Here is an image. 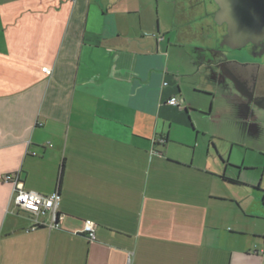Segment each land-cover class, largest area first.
Returning a JSON list of instances; mask_svg holds the SVG:
<instances>
[{
	"label": "crops",
	"instance_id": "0c3cea01",
	"mask_svg": "<svg viewBox=\"0 0 264 264\" xmlns=\"http://www.w3.org/2000/svg\"><path fill=\"white\" fill-rule=\"evenodd\" d=\"M172 2L209 27L211 0H0V177L58 191L62 216L31 229L0 182V264H264L261 181L230 170L228 123L261 134L248 86L223 92L202 63L223 34L189 40Z\"/></svg>",
	"mask_w": 264,
	"mask_h": 264
},
{
	"label": "rangeland",
	"instance_id": "374dc122",
	"mask_svg": "<svg viewBox=\"0 0 264 264\" xmlns=\"http://www.w3.org/2000/svg\"><path fill=\"white\" fill-rule=\"evenodd\" d=\"M211 5H212V12L214 14L217 7L213 3L212 0H211ZM180 6L181 5L172 2L171 14H172V19H173V25L177 24V22L174 20V18H176V17H174L175 13H177L179 15V17L178 16L177 17H178V19L180 18L182 23L185 22V18H186V30L188 31L187 37L189 40L193 39V41L195 43L204 45V44H208L210 34H213L214 31L219 30V31H221L222 34L225 33L224 26H220V27L217 26L213 21V17H212V21L209 18V20H210L209 21V27H207V24H208L207 20L204 21L203 25H201L202 23L200 22V20H196L197 18H199L200 16H202L204 14V7L202 6V4H199V3L195 4L193 2L191 5L189 3V5L184 6L185 8H181ZM222 36H221V38H222ZM221 38H220L218 44H216L215 41L212 44L211 43H209V44H211L215 47L219 46V44L221 43ZM195 48H197V47H195ZM228 54H229V56H231V59H233V60L239 59V60L246 62L247 59L249 60V58H250L247 51H245V56L238 55L237 51H229ZM226 116H228V115H224L225 118H227ZM261 119H263V121H264V115L261 116ZM205 121L206 120H204V122ZM204 125H206V124L204 123ZM228 126H229L230 130H228L227 133L230 136V138L232 139L230 141L237 144L236 146L234 145L232 148L231 160L239 162V163L242 160H245V163L247 164L246 166L241 167V171L237 169L238 167L236 169L230 168L231 172H233L236 177H237V173L241 172L242 174H244V176H246V178H250L249 181L252 183L257 181V179H258L257 183H260V181H261V185H262L261 186L262 188L260 187L259 188L260 190H258L256 188L257 184H255V185L250 184V186H248L246 184V186H247L246 188H248L251 192H253L252 197H257L259 203L255 204V202H253V198H250V199L245 201L244 206L254 207L256 205V206L260 207L262 205L261 200H262V197L264 194V122H261V125H260L261 126L260 136L257 138L249 137L248 139H243L242 136L239 135L238 124L231 123V121H230L228 123ZM215 143L219 147V149L222 153H224V151H228V149L226 150V148H228L227 143L220 141V140L215 141ZM200 148H202V146ZM260 149L262 150V153L260 152ZM210 152L215 153V149L213 148L212 144L210 145ZM260 157L262 158V162H261V164H259L257 166L258 169L256 171V169L253 165L256 162V160H259ZM240 189H242V188H237L235 190L238 193H241L243 195V193L240 191ZM262 206L264 208V200H263Z\"/></svg>",
	"mask_w": 264,
	"mask_h": 264
},
{
	"label": "flooded vegetation",
	"instance_id": "af4514ba",
	"mask_svg": "<svg viewBox=\"0 0 264 264\" xmlns=\"http://www.w3.org/2000/svg\"><path fill=\"white\" fill-rule=\"evenodd\" d=\"M229 51L231 50L219 44L215 49L209 50L203 55L202 63L209 70L210 77L219 83L220 88L226 89L223 92L236 96L235 93H232L233 90L241 89L243 84L248 86L245 107L249 112V119L253 122L252 124L256 122L261 124L264 122L261 119V116L264 115V109L261 108L264 105V41L258 46L249 44L238 50L248 52L250 58L246 62L231 59ZM208 70L206 71L208 72ZM256 80L261 84L262 89L252 98L251 90Z\"/></svg>",
	"mask_w": 264,
	"mask_h": 264
},
{
	"label": "water",
	"instance_id": "95a60500",
	"mask_svg": "<svg viewBox=\"0 0 264 264\" xmlns=\"http://www.w3.org/2000/svg\"><path fill=\"white\" fill-rule=\"evenodd\" d=\"M212 1L217 7L213 14L214 23L225 26L220 43L222 47L238 51L249 44L258 46L264 41V0ZM261 89V84L256 80L251 90L252 98Z\"/></svg>",
	"mask_w": 264,
	"mask_h": 264
},
{
	"label": "built area",
	"instance_id": "2783aa9c",
	"mask_svg": "<svg viewBox=\"0 0 264 264\" xmlns=\"http://www.w3.org/2000/svg\"><path fill=\"white\" fill-rule=\"evenodd\" d=\"M71 1L74 2L75 0ZM41 71L44 74H50L48 68H42ZM170 104L180 107V102L178 100H172L170 101ZM0 182L11 186L10 203L15 209H17V211L29 215L31 229L45 226L46 224L40 221V218L44 217L49 219V223L47 224L49 228H58L60 226L62 216L59 215L57 211L59 202L58 191L43 195L32 190H27L18 174L1 176ZM95 232L96 225L92 221L86 220L83 222L81 233H83L89 241L95 240Z\"/></svg>",
	"mask_w": 264,
	"mask_h": 264
}]
</instances>
